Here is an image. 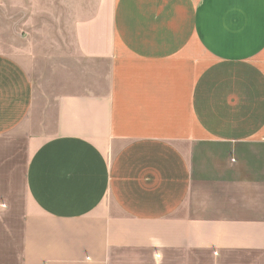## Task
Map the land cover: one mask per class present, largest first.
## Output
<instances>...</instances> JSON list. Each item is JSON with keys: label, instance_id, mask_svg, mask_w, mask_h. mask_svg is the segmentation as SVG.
Here are the masks:
<instances>
[{"label": "crops", "instance_id": "obj_1", "mask_svg": "<svg viewBox=\"0 0 264 264\" xmlns=\"http://www.w3.org/2000/svg\"><path fill=\"white\" fill-rule=\"evenodd\" d=\"M21 2L73 49L36 120L0 53V264H264V0Z\"/></svg>", "mask_w": 264, "mask_h": 264}, {"label": "rangeland", "instance_id": "obj_2", "mask_svg": "<svg viewBox=\"0 0 264 264\" xmlns=\"http://www.w3.org/2000/svg\"><path fill=\"white\" fill-rule=\"evenodd\" d=\"M39 9L44 8L33 6L30 2L25 4L21 2L19 5L6 4L0 8V53L11 55L22 61L34 81L36 105L32 120H36L38 113H42L46 97L53 96L57 92L55 55L59 47L68 52L73 49L69 38L62 41L55 20ZM12 139L18 143L15 154L20 151V156L23 155L24 158V136ZM22 168L21 165L15 167L17 175L15 174L13 178L12 190L21 189L17 182ZM6 182L7 186H10L7 180ZM17 197L20 199L22 195Z\"/></svg>", "mask_w": 264, "mask_h": 264}]
</instances>
